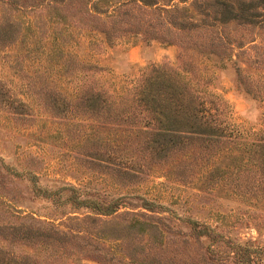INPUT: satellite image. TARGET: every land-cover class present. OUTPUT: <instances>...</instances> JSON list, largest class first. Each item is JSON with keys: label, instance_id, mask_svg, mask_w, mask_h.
I'll return each instance as SVG.
<instances>
[{"label": "rangeland", "instance_id": "obj_1", "mask_svg": "<svg viewBox=\"0 0 264 264\" xmlns=\"http://www.w3.org/2000/svg\"><path fill=\"white\" fill-rule=\"evenodd\" d=\"M133 1L0 0V247L40 263L123 264L133 256L149 264H264V193L233 189L237 160L223 152L189 167L183 179L172 164H151L125 179L116 169V152L106 159V140H116V131L90 117L76 97L88 83L119 93L151 65L186 66L204 81L225 120L247 134L261 133L264 29L247 20L215 21L150 38L141 22L165 14L156 6L136 8ZM191 1L170 4L197 21L199 5L210 4V11L216 5ZM177 39L183 48L171 42ZM245 167L242 175L250 177L254 170ZM74 197L119 198V204L100 216L107 220L100 227L85 218L94 211L76 205ZM143 200L154 203L151 210ZM135 218L145 223L132 225ZM188 219L213 228V240L196 236ZM12 225L86 232L71 236L69 253L61 255L24 245L45 244L34 239L9 243ZM96 226L117 232L96 239Z\"/></svg>", "mask_w": 264, "mask_h": 264}, {"label": "trees", "instance_id": "obj_2", "mask_svg": "<svg viewBox=\"0 0 264 264\" xmlns=\"http://www.w3.org/2000/svg\"><path fill=\"white\" fill-rule=\"evenodd\" d=\"M41 1L62 2L64 0H38V3ZM171 1L173 0L133 1L136 8L156 6L165 14L153 21L152 18H147L149 22H141L144 24L143 31L150 34V38H155L154 35L158 34L165 37L171 34L177 36L198 26L209 28L213 27L217 21L228 20H247L264 29V0H256L259 4L250 6H247L244 0H215L216 5L212 11L207 10V8L210 9V4L202 3L199 5L200 8L195 10L199 14V21L194 20L190 14H183L187 9L170 4ZM160 2L166 6L170 5L169 8L157 6ZM196 2L192 0L191 4L194 6ZM91 7L94 8V5L91 4ZM210 14L211 19H204V16L208 17ZM113 17L115 20L116 15ZM141 23L138 25L142 26ZM217 37V41L220 42L221 35ZM179 39L171 40V42L183 48ZM208 44L212 46L211 41L205 43V45ZM210 52H213L212 48ZM205 88L204 81H201L193 69L190 70L186 66L177 69L167 65H151L131 85L125 86L119 93H114L102 85L88 83L76 97L90 117H97L102 127L116 131V140L107 139L105 150L107 160L112 159L110 155L116 152L113 159L116 161V169L121 177L125 179L137 177L136 170L141 171L144 166L146 168L151 164L152 166L172 164V173L175 177L183 179L189 167L207 163L226 152L223 155L237 160L233 166L235 169L231 172L234 180L233 189L238 190L242 187V192L246 190L252 194L264 193V131L247 134L225 120L222 116L223 108L213 99V94L207 92ZM111 146L116 151L112 150ZM241 165L246 166L248 170H251L250 166L254 173L250 177L242 175ZM215 168L217 170V167ZM118 200L119 198L102 202L91 198H73L76 205H85L94 211V215H87L85 218L98 221L100 227L107 222L100 216H108L115 212L119 204ZM142 203L147 209L149 208L148 210H151L150 207L154 205L147 200H143ZM187 222L196 236L205 235L213 240V228L196 220L188 219ZM144 223L136 218L132 220V225L140 224L141 227ZM146 224L155 227L153 223L146 222ZM98 226L95 228L98 233L96 239H102L117 232V229H112V232H104L103 229L99 231ZM48 228L46 231L39 227L26 228L12 225L6 232L5 238L9 243L14 241L31 243L34 239L45 244L24 245H39L41 249L67 255L71 236L86 232L82 228H76L70 233L57 228ZM149 262L136 261L135 257L128 256V260L123 264H149ZM0 264L69 263H58L54 260L40 263L33 255L14 253L0 247Z\"/></svg>", "mask_w": 264, "mask_h": 264}]
</instances>
